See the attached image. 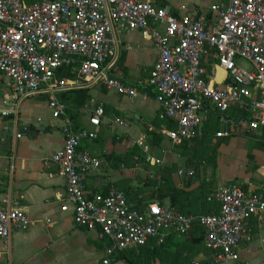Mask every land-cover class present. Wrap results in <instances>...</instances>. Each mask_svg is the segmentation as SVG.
I'll use <instances>...</instances> for the list:
<instances>
[{
    "label": "built area",
    "instance_id": "2783aa9c",
    "mask_svg": "<svg viewBox=\"0 0 264 264\" xmlns=\"http://www.w3.org/2000/svg\"><path fill=\"white\" fill-rule=\"evenodd\" d=\"M209 9L214 14L210 21L193 12L175 14L170 7L150 1L0 0L2 104L47 97L53 117L61 122L64 144L45 165L54 164L57 175L65 181V202L72 206L74 225L94 230L106 241L101 264H112L113 257L126 250L162 245L172 234L181 237L190 230L194 218L167 202L154 201L140 210L133 209L113 185L106 195L86 193L85 178L100 169L101 161L80 144L97 138L104 109H90L92 131L76 130L59 97L65 91L93 87L131 99L139 96L138 85L111 76L107 66L108 60L117 58L118 37L137 31L157 51L141 86L152 90L159 105L157 118L175 123V130L161 131L171 149L191 139L211 115L220 117L231 109L250 118L231 121L213 141L236 132L257 131L264 122V0H227ZM239 60L249 62L251 69L241 68ZM217 69L224 71L220 82L216 81ZM63 70L73 77L64 76ZM7 114L1 111L2 116ZM132 146L144 155L136 167L144 170L145 166L148 170L143 172L149 177L155 175L150 169L161 167L162 157L171 151L161 149V157L154 156L143 136ZM255 174L258 185L249 181L244 188L227 182L208 197L219 204V211L198 219L205 230L202 242L212 253L211 264H236L238 246L250 241L247 222L264 216V164ZM176 175L191 178L194 171L182 169ZM2 202L0 241L7 245L12 230L25 231L31 222L16 201L5 198ZM66 203L61 207L64 212L68 210Z\"/></svg>",
    "mask_w": 264,
    "mask_h": 264
},
{
    "label": "crops",
    "instance_id": "0c3cea01",
    "mask_svg": "<svg viewBox=\"0 0 264 264\" xmlns=\"http://www.w3.org/2000/svg\"><path fill=\"white\" fill-rule=\"evenodd\" d=\"M135 1H150L155 6H168L175 14L193 12L209 21L214 18L209 8L227 2V0ZM180 7H184V12L179 10ZM118 41L117 58L107 61L109 73L127 84L138 85L141 93L131 99L100 87L87 88L91 101L78 111L74 121L76 130L92 131L88 122L90 109L97 106L104 109L97 138L80 144L82 150L101 161L100 169L85 178V191L88 194L104 193L110 183L145 171L136 165L128 169L114 163L113 167L104 158L107 155L113 157L123 155L127 149L133 147L138 137L143 136L148 142V133L161 135L160 145L151 146L153 155L158 158L161 157V149L172 150L170 142L161 132L164 127L161 125L160 131L156 129L159 105L153 98V92L150 88L145 90L141 86L156 61L157 51L152 43L144 40L137 31L124 32L118 37ZM220 76L224 77V73H217L216 78ZM143 91L147 93L146 96L143 95ZM4 93L0 87V207L4 206L2 201L5 198L16 201L27 213L31 225L25 231L12 230L7 245L0 241V264H101L106 241L99 238L96 231L81 229L74 225L72 206L65 202V181L57 175L54 164L45 165L47 159L64 144L60 130L61 122L53 117L47 106V97L39 95L20 98L16 101L11 100L8 106H4L2 104ZM3 110L8 114L2 116ZM119 122H123L125 126H120ZM19 124L27 128L37 125L42 130H34L31 135H24L20 132ZM236 134L232 136L239 142L240 139L249 138L245 134L239 133L238 136ZM217 142L218 140L211 139V145ZM225 143L217 150L216 167L218 166L221 171L218 178L215 176L211 179L214 180L213 190L229 181H235L239 185L250 181L258 185L255 171L247 174L246 169L251 165L258 167L264 164V153L256 150L252 141L250 153L253 161L250 162L244 157L243 174L235 176L231 173L228 176L225 172L230 169L229 155L222 156ZM162 161L161 167L176 166L172 179L177 187L191 184L189 189H192L199 185L200 182L196 183L192 179L177 177L178 170L187 169L185 158L178 153L170 151L162 157ZM161 167L150 170L157 173ZM206 180L209 181V178ZM64 203L68 206L65 212L61 210ZM247 234L250 241H243L238 246L239 261L236 264H264V230L251 219L247 222ZM202 259L203 254H198L194 258V264H198ZM154 263L155 260L152 261V264ZM112 264L131 263L120 259L113 260Z\"/></svg>",
    "mask_w": 264,
    "mask_h": 264
},
{
    "label": "trees",
    "instance_id": "16d2710c",
    "mask_svg": "<svg viewBox=\"0 0 264 264\" xmlns=\"http://www.w3.org/2000/svg\"><path fill=\"white\" fill-rule=\"evenodd\" d=\"M62 72L66 77H73V75H70L69 71L63 70ZM59 99L65 105L66 115L75 128L74 121L78 116V111L91 101L88 89L78 88L65 91L60 95ZM243 115L244 113L242 111L236 109L228 110L220 117L211 115L208 120L203 122L195 131L191 139L182 142L178 147L191 154V157L186 161L187 170L194 171L195 176L196 170L203 164H206L212 168L214 177V170L217 165V150L221 144L233 137V134L218 139L217 144L214 145H211V139L217 132L223 131L226 127L230 126L231 121H236L242 117L245 119L250 118L248 114L247 116ZM161 125L166 129L175 130L174 122L160 121L158 119L156 129L160 131ZM220 126L223 128H220ZM245 135L254 141V148L256 150L264 153V125L259 126L257 131ZM147 139L150 146L160 145L161 135L150 132L148 133ZM196 155H199V158L194 160L193 157ZM104 158L109 161L113 167L114 163H118L124 168L132 169L138 162L143 161L144 155L137 146H134L131 149H127L123 155H118L117 157L107 155ZM247 158L248 161H253L251 155H248ZM256 169V165L248 166L246 173L249 174ZM175 172V165L163 166L157 170V173H154V176L141 177V185L136 184L137 179L139 180V177H137L138 174L109 184L115 186L119 191L124 193L129 205L133 209L140 210L146 204L154 201L160 203L167 202L170 207L181 214L194 218L190 230L182 235L181 239H176L178 236L172 234L162 245H152L138 250H126L117 253L113 257V260L125 259L131 264H152L154 260L156 261L154 264H194V258L198 254H203L204 259L198 262V264L212 263L213 257L211 251L201 242V239H203L205 235V230L198 218L204 215L217 214L219 211V204L215 200L208 201V197L214 193V180L207 181V178H205L199 181V185L192 189H189L191 184L177 187L172 179V175ZM193 177L187 179H192ZM228 183H235V181H229ZM109 185L106 186L103 195H106ZM241 186L244 188L246 187L245 184ZM256 192H258V190ZM254 221L260 224L264 230V216L260 221Z\"/></svg>",
    "mask_w": 264,
    "mask_h": 264
},
{
    "label": "rangeland",
    "instance_id": "374dc122",
    "mask_svg": "<svg viewBox=\"0 0 264 264\" xmlns=\"http://www.w3.org/2000/svg\"><path fill=\"white\" fill-rule=\"evenodd\" d=\"M238 64L244 70H250L251 69V65L249 64V62H247L245 60H239ZM222 77L221 76L219 78L217 77L216 81L220 82V80H222ZM220 128H223V127L220 126ZM238 134L239 133H237L236 135L238 136ZM251 143H252V140L250 138L240 139V142H239L238 139L236 141L235 137H232L229 139V141L227 143H225L223 145L224 151L222 150L223 151L222 156H224L225 154L229 155V162H230L229 167H230V169H228V171L225 172L228 176H230L231 173L234 174L235 176H238L239 174L240 175L243 174V172H244V171H242L243 159H244V157L247 158L248 155H251V153H250L251 146H252ZM232 148H234V149L232 150ZM176 150H178L179 152H176ZM171 151L178 153L183 159L185 158V161H187V159L191 157L190 153L183 151V149L180 147H173ZM197 158H199V155H196L195 157H193L194 160H196ZM143 167H144L145 171L148 170L145 166H143ZM152 171L153 170H150V173ZM196 171L197 172H196L195 176L192 178V180H194L196 183L204 180L205 178H209V181L211 179H213V170L211 167H208V165H206V164H203L202 166H200ZM220 171H221L220 168L217 166L214 170V177L216 176V178H218L220 176ZM145 176H147L146 173L140 172V174H138V176H137V177H139V180L137 179L136 184L141 185L142 184V178Z\"/></svg>",
    "mask_w": 264,
    "mask_h": 264
},
{
    "label": "water",
    "instance_id": "95a60500",
    "mask_svg": "<svg viewBox=\"0 0 264 264\" xmlns=\"http://www.w3.org/2000/svg\"><path fill=\"white\" fill-rule=\"evenodd\" d=\"M190 103L195 104L196 102L194 100H189ZM261 125H264V122H260ZM20 127V132L24 135H31L34 130H42V128L37 127V125H35L32 128H27V127H22V124H19Z\"/></svg>",
    "mask_w": 264,
    "mask_h": 264
},
{
    "label": "bare ground",
    "instance_id": "6f19581e",
    "mask_svg": "<svg viewBox=\"0 0 264 264\" xmlns=\"http://www.w3.org/2000/svg\"><path fill=\"white\" fill-rule=\"evenodd\" d=\"M218 72H222V73H224V71H222L221 69H217V73ZM217 73H216V75H217Z\"/></svg>",
    "mask_w": 264,
    "mask_h": 264
}]
</instances>
